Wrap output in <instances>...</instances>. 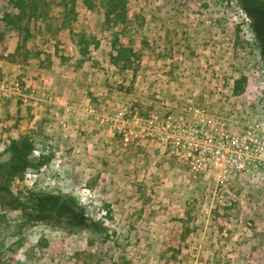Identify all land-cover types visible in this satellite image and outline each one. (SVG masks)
<instances>
[{
    "label": "rangeland",
    "instance_id": "374dc122",
    "mask_svg": "<svg viewBox=\"0 0 264 264\" xmlns=\"http://www.w3.org/2000/svg\"><path fill=\"white\" fill-rule=\"evenodd\" d=\"M41 1L24 42L0 0V162L20 138L50 158L10 183L0 264H264V171L238 150L264 125L261 11L128 0L121 31L107 0H74L71 17L72 0ZM79 34L98 43L86 55ZM67 201L100 231L70 226Z\"/></svg>",
    "mask_w": 264,
    "mask_h": 264
},
{
    "label": "trees",
    "instance_id": "16d2710c",
    "mask_svg": "<svg viewBox=\"0 0 264 264\" xmlns=\"http://www.w3.org/2000/svg\"><path fill=\"white\" fill-rule=\"evenodd\" d=\"M241 7L247 12L252 9H259L261 11V17L264 24V0H238ZM41 0L34 2H27V0H11L13 8L17 10L15 14H7L5 16L4 22L7 26L14 27L17 31L24 34L23 41L26 42L30 37L29 24L33 19L37 18L41 10L42 5ZM86 5L91 9L93 6L90 0H84ZM71 8L68 13V17L75 14V1L72 0ZM127 5L128 0H107V5L105 9V19L108 24L114 26H123L121 31H125L127 25ZM69 25L71 21L67 22ZM122 33H117V36L113 43V48L115 54L112 57L113 64L118 66L122 64V68L130 70L132 68L135 56L132 47H130V42L124 43L121 40ZM79 47L82 55H86L89 52L91 45H97L98 43L94 38L87 36L85 34H79ZM264 58V52H263ZM247 85V78L241 77L236 80L234 92L236 94H242ZM37 152V153H36ZM39 152V153H38ZM8 162H0V205L10 206L12 208H18L19 205L15 204L13 201V195L10 191V183L13 179H22L24 173L28 170L37 171L48 165L50 158L47 157L41 151H37L34 143L29 138L15 139L7 148ZM70 210L68 221L70 226L74 228L82 229H93L99 232L95 222L91 220L83 211V208L78 205L75 201L68 202L64 204ZM55 208L52 207V209ZM65 208V207H64ZM62 208V209H64ZM54 210V209H53Z\"/></svg>",
    "mask_w": 264,
    "mask_h": 264
},
{
    "label": "built area",
    "instance_id": "2783aa9c",
    "mask_svg": "<svg viewBox=\"0 0 264 264\" xmlns=\"http://www.w3.org/2000/svg\"><path fill=\"white\" fill-rule=\"evenodd\" d=\"M249 141H241L238 147L239 158L247 161L250 168L264 171V125H256L249 133Z\"/></svg>",
    "mask_w": 264,
    "mask_h": 264
}]
</instances>
